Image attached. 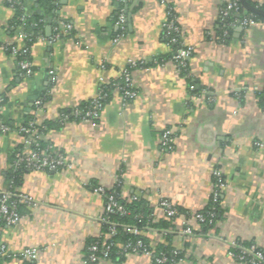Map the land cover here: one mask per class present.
Segmentation results:
<instances>
[{
  "label": "crops",
  "instance_id": "1",
  "mask_svg": "<svg viewBox=\"0 0 264 264\" xmlns=\"http://www.w3.org/2000/svg\"><path fill=\"white\" fill-rule=\"evenodd\" d=\"M51 1L50 11L35 8L33 39L11 27L15 10L0 0V121L9 129L0 131V191H8L6 173L24 149L21 129L29 119L59 121L124 81L131 63L139 65L131 68L138 98L125 100L117 89L99 118L45 134L66 164L23 175L18 192L30 203L21 204L18 224L0 229V246L13 256L1 255L8 259L1 264H23L26 249L38 251L35 264H88L86 243L102 234L106 208L99 190L118 186L123 199L138 196L156 220L166 218L162 201L186 212L169 240L183 254L178 264H248L233 254L264 249V21L245 27L237 15L220 34L228 0ZM252 1L264 7V0ZM119 5L123 30L116 25ZM60 23L71 31L65 34ZM170 23L177 30H168ZM180 49L190 52L187 76L173 59ZM21 62L30 63L31 74ZM165 130L174 140L168 152L161 146ZM215 170L225 182L224 216L202 234L193 218L213 200ZM186 221L192 236L180 231ZM164 233L144 234L158 246L167 241ZM98 264H153V258L137 251Z\"/></svg>",
  "mask_w": 264,
  "mask_h": 264
},
{
  "label": "built area",
  "instance_id": "2",
  "mask_svg": "<svg viewBox=\"0 0 264 264\" xmlns=\"http://www.w3.org/2000/svg\"><path fill=\"white\" fill-rule=\"evenodd\" d=\"M120 2H123L125 0H118ZM6 2L9 4V6L15 10L17 6H19L22 9H25V11H29V5L28 3H22L19 0H6ZM241 3L240 0H228V2L222 6V21L225 22L233 13H236V15H239L240 12ZM244 11V16H242V25L247 27L253 24L258 23L257 21L252 20L249 18L246 14L247 11ZM27 18V14L23 15L22 20H25ZM126 23V15L124 10H121L118 15V21L116 23L118 28H121L123 30L124 25ZM36 25V24H35ZM61 28H63L65 31V34H68L72 27L68 24L60 23ZM233 24H229L227 26H231ZM37 26V25H36ZM166 28L168 30H177V28L174 26L173 23H170L166 25ZM225 28H227L225 26ZM24 37L28 38L29 36L24 33ZM190 52L184 49H180L177 51L176 55L173 57L174 61L178 64L180 67L186 66V60L189 59ZM139 66L136 63H131L130 67L135 68ZM20 68L25 72L26 75L31 74V65L29 62H21ZM123 80H124V86L123 88H119L122 91L123 98L125 100H134L138 98V91L136 90L133 82L132 72L129 69H126L122 74ZM117 87H119V84H116ZM106 87V86H105ZM105 87L102 88V90L99 92V94L92 100L91 105L85 110L81 111L79 109H75L72 111L70 115L63 114L60 118V120H69L70 117L82 118V120H95L100 117L101 111L103 110L105 106V100L107 98V93L105 91ZM44 106V102H38L37 108H42ZM44 127L40 126L36 120H32L28 126L23 127L21 129V132L24 135V149L23 151L17 155L18 163L25 164V167L30 170H45L49 169L52 171L57 170L59 167L65 166V157L62 154H43L39 153V150L37 149L41 142L45 140V134L43 133ZM9 129L7 126L0 121V131L1 132H7ZM161 146L164 151H171L174 148V140L172 138V131L171 130H165L162 133L161 136ZM214 177L216 178V184H215V191L213 194V202L217 203L219 199L222 197V192L225 188V182L223 180V176L220 170L214 171ZM103 195L106 197V208L105 212L107 213H120V214H126L125 207L122 203H120L116 196L114 194L106 195L104 190H99ZM138 196H132L131 198L127 199L129 202L138 200ZM30 203V200L26 198L25 196L18 193H12L9 191H0V223L3 222L7 227L14 226L18 224L21 220V215L19 213V205L21 204H27ZM161 208L164 210L165 217L166 218H176L180 216V212L178 208L174 205H172L168 201H162L161 202ZM211 216H214V213L211 214ZM197 224L204 221L203 214L199 213L196 214L193 218ZM200 226V225H199ZM126 230L130 233L141 235L142 231H139L137 228L132 227H126ZM1 229V227H0ZM180 231L182 232L183 236H192L194 233L193 227L190 224L189 221H186L181 226ZM116 235V229L115 227H112L110 229V232L108 235H106L105 240L102 243V246H100L99 243L93 244L90 246L89 249V261L92 263L98 264L101 260H109V251L110 246L107 245L106 241L107 239H110L111 237ZM143 246L142 242L140 241L138 243V247ZM151 249H144L143 252L145 254H148L152 258L155 259L157 264H164L167 262L165 256H156L155 255V245H150ZM137 251V248L135 249ZM241 254L236 255L233 254L238 260L245 262L247 259V256H251L250 264H262L264 261V254L261 250H258L256 246H252L249 249L246 248H240ZM102 254L101 257L98 256V252ZM177 253V252H175ZM0 254L3 256H7L9 258H12L13 256L10 255L6 247L4 245L0 246ZM39 256V253L37 250L34 249H26L23 252H21L20 257L22 260L37 261V258Z\"/></svg>",
  "mask_w": 264,
  "mask_h": 264
},
{
  "label": "trees",
  "instance_id": "3",
  "mask_svg": "<svg viewBox=\"0 0 264 264\" xmlns=\"http://www.w3.org/2000/svg\"><path fill=\"white\" fill-rule=\"evenodd\" d=\"M22 3H28L29 5V11H25V9L20 8L17 6L15 8V16L13 19V22L11 24V27L14 29H24L27 34L28 38H35L36 34L38 33V24L36 20L40 18V16L35 12V8L39 7L42 10H48L50 11L52 9V1L51 0H19ZM250 4H252L255 7L261 8L264 10V7L258 6L255 2L252 0H248ZM124 5H119L118 8L122 10ZM27 14V18L25 20H22L23 15ZM240 18L242 19V16H244L243 7L241 5L240 7ZM249 18H251L254 21L257 22H263L264 18L262 16L251 14L247 12L246 14ZM236 13H233L230 18L225 20V22L222 21V18L220 20V34H222L225 31V26L229 27L227 25L236 24V22L240 19ZM37 26H36V25ZM61 32V31H60ZM59 32V33H60ZM176 37L175 36H172ZM170 38V37H169ZM131 71V68H129ZM182 74L184 76H187L188 74V67L182 68ZM120 85L119 87H115L112 85L106 86L105 91L107 93V98L105 100V104L109 101L111 98L112 92L116 91L119 88H123L124 81L118 82ZM104 88V87H103ZM92 102V101H91ZM91 102H88L84 105H82L80 108H78L81 111H85L90 105ZM262 102L264 104V96L262 98ZM73 110L65 111L63 114L70 115ZM62 114V115H63ZM61 118V117H60ZM33 119H29L26 126L29 125V123ZM82 120V118L75 119L74 117H70L69 120H59L55 122H46L45 124H41L40 126L44 127L43 133L46 134L49 130L56 128L59 125H65L67 123H70L72 121H79ZM25 126V127H26ZM39 150V153H43L44 150H46V154H54L52 152V149L49 145H47L44 141L41 142L40 146L37 149ZM18 155V154H17ZM28 171V169L25 167V164L18 163V158L14 157V161L11 164L10 170L6 173V182L8 185V191L12 193H18L19 187L22 184L23 175ZM114 194L117 198V200L123 204L126 210V214H120V213H107L104 212L103 219L101 222V232L102 234L99 237H92L88 239L86 243L85 248V259L88 262V264H96L89 261V247L93 244L99 243L100 246H102L103 241L105 240L106 235L109 234L110 229L112 227H115L116 229V235L111 237L110 239H107L106 243L110 246L109 251V260H114L118 262L124 261V258L129 253L134 252H143L144 249H151L150 248V240L147 236H145V232L149 230H156V231H162L165 232L166 236V243L159 244L158 246H155V255L161 257L162 255L166 257L167 262L164 264H178L182 260L183 254L180 250H177L171 243L172 233L176 227V220L178 217L174 218H163L160 220H156L152 213L148 209H143V202L142 200H135L132 202H129L127 199H123L120 195V188L119 186L113 189L112 191L106 192V195ZM106 198V197H105ZM222 197L219 199L217 203H214L213 200L208 208H206L204 211L201 212L204 216V221L200 222V228L201 233L205 234L208 231H210L212 228L216 226L217 223H219L224 216V210L222 207ZM21 205H19V213H20ZM178 208V207H177ZM180 215L185 214L186 212L180 208H178ZM214 213V216L212 217L211 214ZM189 217V215H187ZM4 223H0V227H4ZM125 226L137 228L139 231H142L141 235H136L133 233H130L126 230ZM195 233V232H194ZM193 233V234H194ZM170 240V241H169ZM142 242L143 246L138 247V243ZM252 246V244L244 243L243 246L249 247ZM137 248V251L135 250ZM258 248V247H257ZM258 250H261L264 254V249L258 248ZM177 252V253H175ZM99 257H101L100 251L97 253ZM234 254L240 255L241 250L235 249ZM246 263L250 264L251 256H247ZM2 260H8L7 258H2L0 254V264ZM23 264H35V262L23 260ZM153 264H157L155 259L153 258ZM264 264V261L263 263Z\"/></svg>",
  "mask_w": 264,
  "mask_h": 264
},
{
  "label": "water",
  "instance_id": "4",
  "mask_svg": "<svg viewBox=\"0 0 264 264\" xmlns=\"http://www.w3.org/2000/svg\"><path fill=\"white\" fill-rule=\"evenodd\" d=\"M240 3L243 7V9L251 14H256L259 16H262L264 18V10L258 7L253 6L252 4H250L248 2V0H240ZM128 18H127V22H129L130 20V14H127Z\"/></svg>",
  "mask_w": 264,
  "mask_h": 264
}]
</instances>
